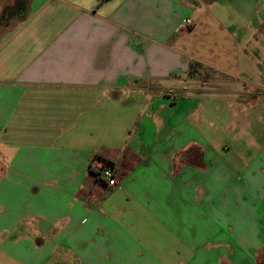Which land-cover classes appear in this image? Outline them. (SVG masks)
I'll return each mask as SVG.
<instances>
[{
  "label": "crops",
  "instance_id": "0c3cea01",
  "mask_svg": "<svg viewBox=\"0 0 264 264\" xmlns=\"http://www.w3.org/2000/svg\"><path fill=\"white\" fill-rule=\"evenodd\" d=\"M23 5L0 22V264H260L264 0Z\"/></svg>",
  "mask_w": 264,
  "mask_h": 264
},
{
  "label": "trees",
  "instance_id": "16d2710c",
  "mask_svg": "<svg viewBox=\"0 0 264 264\" xmlns=\"http://www.w3.org/2000/svg\"><path fill=\"white\" fill-rule=\"evenodd\" d=\"M25 1L27 0H18V3L16 6L6 7L0 16V22L5 23L8 21L10 17L16 16L17 13L15 11L23 10L24 9L23 4L25 3ZM190 73L193 77H196L201 80H205V79L212 77V74H214V71L209 70L208 68L204 67L199 62H192ZM99 158L102 159V157H99ZM104 163H109V161L104 159ZM92 168L95 169L94 166Z\"/></svg>",
  "mask_w": 264,
  "mask_h": 264
},
{
  "label": "built area",
  "instance_id": "2783aa9c",
  "mask_svg": "<svg viewBox=\"0 0 264 264\" xmlns=\"http://www.w3.org/2000/svg\"><path fill=\"white\" fill-rule=\"evenodd\" d=\"M195 25V21L191 17H186L181 25V30H188ZM99 165L97 167L98 176L107 183L108 186H115L118 182V168L115 164L104 163L103 159L96 160Z\"/></svg>",
  "mask_w": 264,
  "mask_h": 264
},
{
  "label": "rangeland",
  "instance_id": "374dc122",
  "mask_svg": "<svg viewBox=\"0 0 264 264\" xmlns=\"http://www.w3.org/2000/svg\"><path fill=\"white\" fill-rule=\"evenodd\" d=\"M1 3V2H0ZM0 8H1V4H0ZM214 77V74H212V77H210V78H208V79H211V78H213ZM260 264H264V258L262 257L261 259H260Z\"/></svg>",
  "mask_w": 264,
  "mask_h": 264
}]
</instances>
